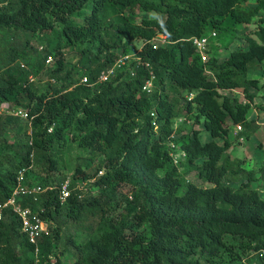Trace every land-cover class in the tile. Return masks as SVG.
<instances>
[{
    "label": "trees",
    "instance_id": "1",
    "mask_svg": "<svg viewBox=\"0 0 264 264\" xmlns=\"http://www.w3.org/2000/svg\"><path fill=\"white\" fill-rule=\"evenodd\" d=\"M247 2L0 0V29L18 32L23 47L48 31L52 48L46 47L45 59L63 46L80 53V69L72 63L62 77H55L59 84L43 88L26 79L24 65L0 67V105L8 103L28 116L10 114L0 120V201L10 195L22 167L35 166L46 179L37 184L55 186L36 200L21 198L47 224L37 256L18 220L4 213L0 264H63L59 254L49 257L63 231L65 245L74 249L71 264H239L244 252H254L253 258L264 264V198L250 186L255 171L230 155L227 138L230 126L254 122L247 117L253 103L249 90L263 86L249 71L264 61V0ZM108 9L117 20L105 25L102 14ZM248 24L254 29L244 36L246 48L223 56L207 49L203 60L190 40ZM158 34L165 43L155 39ZM134 39L143 41L139 55L154 73L151 93L141 89L148 76L142 67L133 78L123 70L97 85L80 83L82 76L93 82L115 60L113 48L126 51ZM8 44L9 61L21 57L36 67L25 50ZM235 89L245 102L220 92ZM255 107L264 109V104ZM177 117L184 120L175 125ZM195 124L212 139L201 142ZM66 132L76 133L78 147L89 151L90 158L102 157L91 176L102 191L92 195L74 188L78 176L90 178L77 165L61 203L57 187L65 175L57 169L53 148L62 145ZM176 147L184 156L175 162ZM190 173L210 185H197L187 178ZM121 184L130 187V197L115 196ZM89 220L94 224L86 227L88 237L75 240L69 226Z\"/></svg>",
    "mask_w": 264,
    "mask_h": 264
},
{
    "label": "rangeland",
    "instance_id": "2",
    "mask_svg": "<svg viewBox=\"0 0 264 264\" xmlns=\"http://www.w3.org/2000/svg\"><path fill=\"white\" fill-rule=\"evenodd\" d=\"M254 3V0H248L247 4ZM83 13H86L83 11ZM141 15H148V13L141 12ZM103 19L105 20V25H107L108 21H115L117 20L116 14L108 9L104 14H102ZM74 20L76 22L81 21V16H74ZM254 29V24H248V25H240L235 31L232 32H217L215 31L216 36L209 38L208 43V51L211 49L216 50V52L219 55H226L230 51L235 50L237 48H246L247 44L244 40L245 34L249 33ZM12 31L7 32L4 29H0V67L7 68L8 66L12 65H24L22 68L23 71L26 72V79L30 83H33L38 88H43L47 83L51 84H59L60 81H56L55 77H62L64 74L66 68H68L72 63H76L78 69H80V64H77V59L80 56L79 49H70L66 47H62L60 50L54 51L52 56V60L50 62H46L45 59V53H46V47L52 48L51 43L47 45V42L49 41V38H52L53 33H50L48 31H44L42 33H39L38 35H34L30 41L29 44L26 45V47H23L22 44L23 39H19L20 35L17 33H14ZM11 46H14L15 48H18L19 51L25 50L26 52V58L27 59H33V63H35L36 67H32V63L28 64L24 59L21 57H18L17 59L13 61H9L8 54L11 50H9V43ZM53 44V43H52ZM143 46V41L140 39H134L130 41L126 45V52L134 53ZM217 48V49H216ZM96 49H93L92 52H95ZM113 51L116 53V56L123 52L122 47L113 48ZM12 52V51H11ZM85 54V53H84ZM87 55V54H85ZM104 55V52L101 53L100 57ZM93 62L90 64L93 66ZM61 66V69L58 70L57 67ZM35 68H38L35 72ZM250 77L256 78L260 85H263L262 88L256 89L251 88L249 90L250 93L253 94L252 99V106L248 111L247 117L248 119H254L259 116L260 118H264V109L260 107H255L256 104H264V61L261 63L260 66H258L257 69L250 71L249 73ZM30 77H32L33 80H30ZM230 93L232 95H235L239 97L244 102L246 101L245 97L242 95L239 89H235V91L232 92H225ZM255 105V106H254ZM14 107L9 105L8 103H2L0 105V120L3 119L5 116L10 115L12 111H14ZM257 111V112H256ZM178 118L183 117H177V120H175L176 124H180L182 121H179ZM187 124H191V120H187ZM200 124H195L194 127L199 129ZM30 126V125H29ZM235 126V125H234ZM227 134V138L232 142L231 147L229 148L228 152L230 155L234 158H239L243 160V167L247 171H255V179L250 183L251 188H255L259 191L261 196L264 198V170H261V168H264V121H255L251 122L249 125L244 127L243 132L235 133L237 131L236 126L232 127ZM200 141L205 142L208 140H211L212 137L210 136V133L207 131H201ZM6 139L8 141H13L14 137L12 133H7L5 135ZM241 137L243 140L239 141L238 138ZM218 143H221V139H216ZM53 152H55V157L58 161L57 163V169L61 171L63 175H65V180H67L69 183H71L72 175L75 171V168L77 165H81V169H83V173L90 176V178H87L86 180L82 179V175L75 178L76 185L79 184L82 188V190L85 193H90L92 195H99L101 193V189L99 186L94 184L93 176L96 172V169L99 167V163L102 160L101 156L96 157H89L91 154L87 150H83L80 147H78L77 139H76V133L74 132H66L62 145L60 147H54ZM174 158L178 160L179 157H182V153L178 151V148L173 151ZM103 171H99L96 175V177L100 176ZM27 183L29 186H32L33 184H37L38 182H45L46 179L43 177L42 173L34 166L31 169L27 171ZM262 175V176H261ZM187 178L197 185L201 186H208L209 183H205L198 179L194 173H190L187 175ZM75 185V187H77ZM237 184L233 183L232 186H237ZM116 190V197L118 199L123 198L124 196L130 197V187L128 185H117ZM74 187V188H75ZM78 189V188H75ZM124 205V203L121 204V206L109 213V215H115L121 207ZM94 222H91L89 220L85 223L82 222L80 224H71L69 226V232L73 235L74 239L77 241H83L85 240L89 233L88 229L86 228L87 225H89ZM67 232V231H65ZM65 232H61V235L57 242L52 243V256H55L56 254L60 255L61 262L63 264H71L74 259V249L70 247L69 245H65ZM63 251V253H61ZM254 252H244L240 253V259L238 261L239 264H260L259 261H256L253 258Z\"/></svg>",
    "mask_w": 264,
    "mask_h": 264
},
{
    "label": "built area",
    "instance_id": "3",
    "mask_svg": "<svg viewBox=\"0 0 264 264\" xmlns=\"http://www.w3.org/2000/svg\"><path fill=\"white\" fill-rule=\"evenodd\" d=\"M215 31H211L206 35L202 36H193L190 38L192 44L195 46L197 52L200 54L203 60L206 59V50L209 43L210 37H215ZM155 39L160 40L162 43H165V37L161 34H158ZM142 47L137 49L134 53L123 51L118 54L111 65L106 67L105 69L100 70L94 81L89 83V78L87 76H82L80 78V83L88 84V85H97L103 83L110 79L112 75H114L118 71L127 70L128 75L133 78L137 74L138 68H144L147 71L148 76L143 82L141 89L146 93H151L153 90V80L154 73L152 71V67L149 61L142 59L139 55V52ZM52 60V56H48L46 62H50ZM30 80H33L30 77ZM192 94L189 95L191 97ZM11 114L19 116L23 119H27V113L22 109H14ZM179 121H183V118H178ZM177 120V119H176ZM176 125V123H174ZM182 156H184V153ZM172 157L174 161L177 160L174 158V154L172 153ZM30 166L22 167L17 171V175L15 177V184L10 192V195L3 201H0V221L4 217L5 212H9L11 216L15 217L19 224L22 233L24 234L27 241L34 246V256H37L40 251L39 242L42 238V235L47 232V224L46 222L39 216L37 211H34L30 206L24 205L21 202L22 196L31 195L33 199H37L38 195L43 193L46 190L52 189L55 186L50 184L48 185H40L33 184L29 186L26 181V172L29 170ZM70 184L67 180H64L57 188H58V198L60 202H64L68 197L70 190ZM76 185V183H75ZM79 190L82 188L79 184L76 185ZM50 258H53L52 255H49Z\"/></svg>",
    "mask_w": 264,
    "mask_h": 264
},
{
    "label": "crops",
    "instance_id": "4",
    "mask_svg": "<svg viewBox=\"0 0 264 264\" xmlns=\"http://www.w3.org/2000/svg\"><path fill=\"white\" fill-rule=\"evenodd\" d=\"M252 71V70H251ZM249 73H250V71H249ZM232 91H235V90H220V92L221 93H223V94H225V92H232ZM257 112V111H256ZM255 119V121H264V118H260L259 116H257V118H254ZM236 126V128H237V131L235 132V133H242L243 132V130H244V127H240L239 125H235ZM235 126H232V127H235ZM199 129H200V132H199V138H200V136H201V131H204V128H203V126L200 124L199 125ZM230 129H231V127H230ZM206 131V130H205ZM230 131V130H229ZM238 140L239 141H242L243 139L241 138V137H239L238 138Z\"/></svg>",
    "mask_w": 264,
    "mask_h": 264
}]
</instances>
